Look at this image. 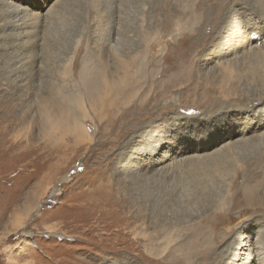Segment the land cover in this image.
<instances>
[{
    "label": "rangeland",
    "instance_id": "rangeland-1",
    "mask_svg": "<svg viewBox=\"0 0 264 264\" xmlns=\"http://www.w3.org/2000/svg\"><path fill=\"white\" fill-rule=\"evenodd\" d=\"M7 1L6 7L15 3L14 0ZM33 1L25 0L21 5L37 10L39 6H34ZM89 1L72 0L70 7L66 5V9L58 10L46 30L53 39L47 45L33 49L40 60L37 63L31 60L32 53V57L28 58L31 63L30 67L28 62V71L33 70L34 75L26 79L22 97L24 107L20 115L26 114L25 127L20 130L18 126L8 132L12 142L24 140L23 145L16 149L23 155L14 162L10 154L3 152L4 145L0 144V264H174L177 254L168 249L161 253L163 257L160 253H137L132 250H142L144 243H138L136 237H147L160 220L154 206L160 187L164 188L162 195H166L167 204L163 205V201L158 199V206L167 209L168 220L183 226L194 223L201 211L212 209L214 200H218L221 193L226 194L228 182L233 184L231 192H241L247 183L253 153L244 158L240 156L243 168L236 167L233 171L235 177L225 175L220 183L216 182L213 188L207 185L208 188L203 191L196 181H192L195 178V174L190 175L193 169L180 162L181 156L174 157L172 170L160 169L170 160L161 166L153 165L151 169H146L144 165L150 162V147L160 136L183 132L190 134L189 127H193L191 130L198 129L201 124L213 127L222 116L234 118L233 113L238 107L232 106V110L228 111L206 107L208 115L211 112L208 119L195 120L191 116L197 110L191 106L201 104L198 96L202 89H209L214 77L219 79V67L232 57H219L217 53L218 45H223L230 38L228 30L234 24L232 22H240L245 17L255 19L256 14L244 17L242 13H234L236 8L241 7L237 0H206L199 7H196V0H171L166 2L168 7H159L163 11L156 7L159 0H123L118 4L117 13L106 4L104 8L101 5L100 16L95 17L91 5L88 6ZM239 2H244L248 9L257 8L256 12H259V0ZM110 14L117 16L115 28L118 36L108 41L106 34L111 27L108 24ZM168 17L178 20L182 31L173 27L164 28ZM146 32L148 36L149 33L154 36L156 45H145L143 34ZM186 33L199 45L177 44V40ZM13 45V39L9 37V47ZM110 45L116 46V52ZM133 54L136 64L138 61L137 76L127 85L122 84L126 87L119 90L122 94L118 96L121 97H112V105L104 108V117L99 118L100 110H97L98 116L89 110L90 117H84L83 122L93 138L77 139L68 129L69 120L75 114L82 116L71 109L67 97L82 94V69L88 64L99 68L98 61L111 62ZM57 84L61 86V91L53 95L58 99L52 109L48 108L46 117L42 99L48 97L50 89ZM130 85L134 86L136 94L128 93ZM250 86L256 85L252 83ZM9 89L14 92L13 85ZM7 90L0 85V95ZM127 111L131 113L125 121L115 127L109 126L113 119ZM140 114L146 115V118L134 125ZM51 120L59 122L58 126L49 127ZM143 174L145 176L141 177ZM258 179V183H251L256 195L251 200L263 202V206L252 207L241 203L230 215L232 226H251L254 231L252 236L256 239L259 233L264 242V172ZM109 192L116 200L128 199V205H132L131 199L136 198L137 193L143 198H136L137 202L147 197L143 203V215L135 222L131 218L126 220V217L137 214L136 208L127 207L121 213L122 218H110L108 220L114 223L109 227L102 226L100 207L87 213L86 206L100 202V194ZM16 215L21 217L20 227L13 226ZM122 221L129 222L127 228L118 225ZM231 235L229 233L224 241L215 243L214 249L205 257H194L184 261V264H225L226 256L217 251L227 246L232 240ZM261 244L264 247V243Z\"/></svg>",
    "mask_w": 264,
    "mask_h": 264
},
{
    "label": "bare ground",
    "instance_id": "bare-ground-1",
    "mask_svg": "<svg viewBox=\"0 0 264 264\" xmlns=\"http://www.w3.org/2000/svg\"><path fill=\"white\" fill-rule=\"evenodd\" d=\"M122 1L123 0H90L88 6L91 5L95 17H99L100 11L104 8V5H109L108 7L110 9H115L114 13H117L118 4ZM170 1L171 0H163L160 2L159 0L156 7H168L166 2L168 3ZM204 1L206 0H196V7L202 6ZM1 2L3 3L0 5V85H4L5 89L7 90L8 88V90L0 95V144L4 145L3 152L10 154L11 157L14 158L13 161L17 162L23 155V152H17L16 149L23 145L24 140L15 138L16 140L12 142L11 139L8 138V132H11L18 126L20 130L25 127L26 114L24 115L21 113L22 115H20L21 109L24 107L22 97L25 92L24 87L26 79L28 77L30 78L31 74L34 75L33 70L28 71V62L31 67L28 58L32 57L30 56V53H32L33 59L31 60H35L36 63L40 60L39 54L34 52L33 49L36 50V46L47 45V43L53 39L51 34H47V27L54 18L53 15L60 9H66V5L70 7L69 3H71L72 0H44L43 3L39 0H34L32 2L34 6H39L37 10H31L21 5L25 0H14L15 3H11L9 7H6L8 4L7 0ZM237 4L241 7L236 9L232 7V9H235L234 13H242L244 17L248 16L250 13H255L257 17L255 19L252 17H245L242 18L240 22H236V20L232 22L234 24L228 30V32H230L229 40L223 45H218L219 50H217L219 57H232L226 64L222 62L224 65H219L220 69H218L221 72L219 79L214 77V81L211 83L209 89H202V93L198 96V102L201 104L191 106H195L194 108L197 110V113L191 116L194 117L195 120L208 119L207 116H209L211 112L208 115L209 110L207 111L206 107H210L214 110H216V108L217 110L225 108L226 111L229 109L232 110V106L238 107L237 112L233 113L235 115L234 118L232 116L226 118L222 116V118H219V120L215 122L213 127H207L204 124L199 125L196 130H191L193 127H189V131L192 134L177 132L178 134L175 135L169 134L160 136L157 142L155 141L156 143L150 147L149 153L152 154L150 155L151 159L150 162H145L144 167L148 169L153 165L161 166V164L170 160L167 164L162 165L160 169L164 170L169 168L172 170L175 166V162H173L174 157L181 156L180 162H183V165L186 167H190L189 169H193L190 175L192 176L195 174V178L192 179V181H196L201 191H203L207 185L213 188L216 182L220 183L225 175L235 177L233 171L236 167L239 169L243 168L240 156L244 158V156L253 153V157L250 160V162L252 161V168L250 172L247 173V183L241 192H231L230 189L233 184L228 182L226 194L221 193L222 195H219L218 200L212 201V209L210 207L208 211H201L194 223L184 224L183 226L168 220L166 216L167 209L158 206L159 200L163 201V205L167 204L166 195H162V193H164V188L160 187V198L157 196L156 204L154 202V206L157 208L156 212L160 215V220L157 221L154 230H152V228V231L149 232L147 237H136L138 243H144L142 250L132 248V250L137 253L145 252L148 254L160 255L161 253L167 252L168 249L169 252L177 254L174 264H184V261H189L194 257H205L214 249L213 246L215 243L224 241L226 235L231 233L232 235L230 238H232V240H229L227 246H224L225 248L222 247L217 251L221 252V255L226 256L225 264H264V247L261 244L264 242H262L259 233L256 234L257 236L255 239L254 236H252L254 232L253 227L244 226L243 228H239L241 227L239 225L232 226V217L230 215L231 211L241 205V203L249 204L252 207L263 206V202L251 200L256 196L253 189L254 186L251 185V183H258L261 172H264V0H259L258 13L256 12L257 8L248 9L244 2L238 3L237 0ZM101 5H103V8ZM180 7L186 10L183 5H180ZM110 16L108 24H110L111 27L106 34V40L108 41L114 40V37L116 35L118 36V30L115 28L117 25V16L111 14ZM191 21L193 22V20ZM170 27H173L177 31H182L181 23L178 20H173L172 17H168L165 20L164 28L169 29ZM195 31H197V29H195ZM9 32L12 33V36H10ZM186 35L178 39L177 44L199 45L198 41L189 39V34ZM9 37L13 39V47H9ZM143 38L145 40V45H156V41L153 40L154 36H151L150 33L149 36L147 32L143 34ZM22 45L25 47L22 48ZM110 46L116 52V46ZM105 61H98L99 68H92L93 65L90 67L88 66L89 64L84 66L81 72L82 94L67 97V103L71 104L69 105L71 109L79 112L83 117H79L78 114H75L69 120L68 129L77 139L91 140L93 138L91 131L83 122L84 117H90L89 110H92L96 116H98L97 110H100L102 113L99 115V118H102V116L104 117L106 115L104 108L108 105L109 107L112 105V97L116 98L121 93L119 90H121L124 85L130 83L131 81H128L132 80L134 76H137L138 61L136 64L134 54L131 56H123L111 62L108 60ZM67 70L68 69L65 67L64 71L67 72ZM62 74H65V72ZM252 83L256 86H250ZM11 85L14 86L13 93L10 92L9 89ZM26 90H28V88ZM60 91L61 86L59 84L53 85L48 97L46 96V98L42 99V104L46 107V114L48 108L52 109L56 104V99L58 98L54 96ZM128 93L136 94L133 85H130ZM119 97L121 96H118V98ZM131 97L133 98L135 96L133 95ZM17 99H20V103L17 102ZM130 113V111H127L121 115L119 114L117 119H113V122L109 124V126L115 127L116 124L120 125L119 123L125 121ZM217 115L218 114H216V116ZM46 117H48V114ZM144 118H146V115L140 114L138 119L134 120L136 121L134 125H137V123ZM58 123L59 122L51 120L48 126L54 128L58 126ZM245 170L247 169L245 168ZM165 172L167 171L165 170ZM145 174L141 177H144ZM186 178L190 177L186 176ZM211 182L212 184H209ZM99 183H97V185ZM189 185L191 184H188V186ZM137 189L139 192L140 189L138 187ZM212 190L213 189H211V191ZM140 193H142V190ZM140 193L136 194V198L143 199ZM110 194H112V192H109V194L102 193L100 194V202L94 203L92 206H86L88 210L87 213L92 211L95 212L96 208L100 207L99 217L100 222L103 223L102 226H111L114 222L109 221L108 219L110 218H122L121 213H124L123 209L127 207L136 208L137 214L132 217H126V220L131 218V220L135 222L143 215L145 208L143 203L147 200V197H144V200L140 202H137L136 198L131 199L132 205H128V199L125 200L124 198H120V200H116ZM209 195L212 194L209 193ZM191 197L190 199L193 198ZM203 197L205 198V196ZM212 198L215 199L214 196ZM241 198L242 201H239ZM128 224L129 222L122 221L118 225L127 228ZM21 225V217L16 215L13 226L20 227ZM145 241L147 243H145ZM158 249L161 252H157ZM162 254L160 256L163 257Z\"/></svg>",
    "mask_w": 264,
    "mask_h": 264
}]
</instances>
